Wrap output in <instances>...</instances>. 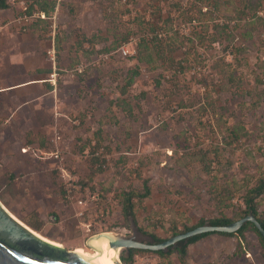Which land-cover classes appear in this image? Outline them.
<instances>
[{"label":"rangeland","instance_id":"obj_1","mask_svg":"<svg viewBox=\"0 0 264 264\" xmlns=\"http://www.w3.org/2000/svg\"><path fill=\"white\" fill-rule=\"evenodd\" d=\"M34 1L9 0L0 26L23 44L44 40L46 55L57 38L63 52L51 63L60 85L68 78L70 114L58 129L42 109L11 115L0 97V203L38 234L88 252L86 238L100 231L166 239L173 225L236 217L245 190L264 179V0H54L36 25L44 37L30 31L39 9L25 17ZM144 180L150 195L126 219L121 194ZM257 203L264 214V193ZM243 235H206L183 260L137 252L131 264H264L258 234L249 226Z\"/></svg>","mask_w":264,"mask_h":264},{"label":"water","instance_id":"obj_2","mask_svg":"<svg viewBox=\"0 0 264 264\" xmlns=\"http://www.w3.org/2000/svg\"><path fill=\"white\" fill-rule=\"evenodd\" d=\"M245 221L252 222L264 238L263 227L255 216L248 212L227 224H199L157 243H153L151 240L138 239L134 234L126 236L110 231L96 232L89 235L85 240V245L94 253V255H89L76 250V248H66L60 243L39 235L16 219L0 203V264H100L96 260V256L101 252L95 244V241L98 240L106 241L107 248L116 250L118 256L114 261L117 264H122L119 257L122 249L142 248L165 251L169 245L175 246L178 240L194 234L207 231H236Z\"/></svg>","mask_w":264,"mask_h":264},{"label":"crops","instance_id":"obj_3","mask_svg":"<svg viewBox=\"0 0 264 264\" xmlns=\"http://www.w3.org/2000/svg\"><path fill=\"white\" fill-rule=\"evenodd\" d=\"M0 31L4 33V36H0V81L9 76L23 78L18 83L0 88V97L9 99L6 102L13 105L11 115L24 107L29 116L35 109H42L48 115L45 121L47 125L51 123L50 127L62 128V117L70 114L68 98L61 93L66 89L68 78L60 77L59 81H62V85L58 83L56 76L54 84L49 81L54 66L50 58L43 53L44 40L38 44L33 42L23 44L16 35L18 33H12L13 30L7 29L5 25L0 26ZM59 52L60 57L63 50Z\"/></svg>","mask_w":264,"mask_h":264},{"label":"trees","instance_id":"obj_4","mask_svg":"<svg viewBox=\"0 0 264 264\" xmlns=\"http://www.w3.org/2000/svg\"><path fill=\"white\" fill-rule=\"evenodd\" d=\"M8 1L9 0H0V11L8 8ZM54 0H35L34 3L30 4L26 10V14H31L30 10H32V8L34 6H36L40 11H42L44 13V17L43 18H38L36 20L35 24H31L30 26V31L32 33V35H37L38 37H44V34L42 31H45L44 29L41 30L40 32H36V30L38 29V27L36 25H38L40 22H44L46 19L45 17L49 14L50 11L53 10L54 8ZM57 38L55 37L54 39V48L55 51H58L60 48L56 47L55 45V40ZM141 44V43H140ZM63 49V46H62ZM60 51V50H59ZM137 60L138 61H146L148 62L149 60H145L144 56L140 54L137 55ZM135 74L138 73V70H136L134 72ZM133 78L132 76H130L127 80V83L130 84L132 83ZM259 81L262 83V91L264 93V76L263 78L259 79ZM262 193H264V179L260 178L257 180V182L252 185L251 187L247 188L242 196V202L244 205V208H240L238 209V212L236 213V217H227L224 215H220V216H216V217H211V218H200L194 225H190V226H184L182 230H178L176 228V226H172L171 228V234H177L179 232H183L185 230L191 229L199 224H204V223H209L212 225H224L227 224L233 220L239 219L240 217L246 215L248 212H251L255 218L259 221V223L261 224V226L264 229V214L261 213L258 210V203H257V197H259ZM150 195V188L147 184V181L144 180L143 182V190L142 191H134V190H130V191H123L121 194V209L123 212V216L128 219L131 218L133 221H135L134 219V204L136 202H141L143 199L147 198ZM135 199V200H134ZM251 227L252 229H254V231L258 234L261 243L264 246V238L261 236L260 232L258 231L257 227L250 221H245L242 223V225L233 232H222V231H207V232H202V233H198V234H194L191 235L189 237H186L184 239H180L176 242L175 246H171L169 245L167 247V250H150V249H142V248H129V249H122L119 253V257L120 260L122 262V264H131L133 262V256L134 254H136L137 252H152L155 253L161 257H166L168 255H170L173 251H177L181 260H183L187 254V248L188 245L191 243H194L196 241H198L199 239H201L202 237L209 235V234H224V235H236L239 243L243 242V238H244V231L246 230V228ZM150 236V240L153 243H157V242H161L163 241L165 238L159 237L154 233H149L148 234ZM181 263V261H180Z\"/></svg>","mask_w":264,"mask_h":264},{"label":"built area","instance_id":"obj_5","mask_svg":"<svg viewBox=\"0 0 264 264\" xmlns=\"http://www.w3.org/2000/svg\"><path fill=\"white\" fill-rule=\"evenodd\" d=\"M257 14L260 15V16H264V6H263V8L261 10L257 11ZM25 15H26L25 17H31L32 13L31 14H25ZM36 15L40 16V17H44V13L42 11H40V10H38ZM117 50H120L121 53H123L124 55H127V54L130 53L127 48H124V46L119 47ZM135 50L136 49L133 48L131 54L135 53ZM46 53H47L48 57L50 58V60L52 61V63L54 64L55 63V50H54V48L50 47L49 49H47ZM50 76H51V79H49V81L53 84L54 83V77L56 76V74L54 72H52L50 74ZM73 123H76V120H73ZM22 149L25 150L26 148L24 147ZM51 155H52V157H54L56 159L59 158V154L57 152H52ZM67 191H68V193H70L71 189H68ZM67 198H68V200L76 199V201L78 203H82L83 202V200L81 198H74V196L70 195V194H67ZM80 213H82V212H80Z\"/></svg>","mask_w":264,"mask_h":264},{"label":"bare ground","instance_id":"obj_6","mask_svg":"<svg viewBox=\"0 0 264 264\" xmlns=\"http://www.w3.org/2000/svg\"><path fill=\"white\" fill-rule=\"evenodd\" d=\"M95 244L101 250V252L96 256V260L100 264H117L114 261L117 258V256H118V252L116 250H114L113 248H110V247L107 248L106 247V241H104V240L95 241ZM76 250H78V251H80L82 253H85V254L94 255L93 252H88L85 249H83L82 247H77Z\"/></svg>","mask_w":264,"mask_h":264}]
</instances>
